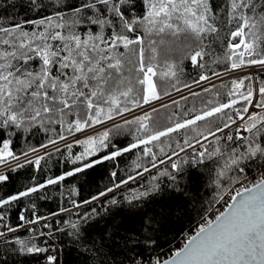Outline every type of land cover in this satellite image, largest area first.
<instances>
[{
  "label": "snow or ice",
  "instance_id": "snow-or-ice-1",
  "mask_svg": "<svg viewBox=\"0 0 264 264\" xmlns=\"http://www.w3.org/2000/svg\"><path fill=\"white\" fill-rule=\"evenodd\" d=\"M29 3L36 8L43 6L37 0H29ZM62 4L63 0H51L49 6L54 11L50 15L25 20L23 23L16 22L11 26L0 25V130H14L10 131V135H15L17 131L30 132L33 128L56 133V139H49L47 144L40 145L44 149L49 144L56 145L58 140L65 141L69 151L73 143L85 146V151L75 155L72 160L74 164L80 162V166L55 179L47 180L48 185L57 184L66 177L84 172L104 161L115 160L123 153L143 146V156L150 158V167L143 166V171H138L136 176L142 177L143 173L150 172L151 169H157L158 175L152 176L153 182L145 192L134 194L128 198L130 201L151 193H162L164 189L161 187L160 177H166L169 187L177 189L193 178L194 171L206 167L208 162L218 164L219 170L214 183L219 188L222 186V178L229 181V187L219 193L217 200L223 201V210H217L218 214L214 219L206 218L195 234L170 259L162 262L157 260L155 264H264V173L251 187L240 180V174L245 173L246 161H264V87L259 88L260 99L255 103L251 87L246 94L240 93L245 106L236 109L234 116L225 111L239 102L233 98L228 103L213 106L192 118L177 120L164 130H152L149 127L147 121L150 120V115L147 112L134 120L125 119L123 125L115 122V116H123L125 112L132 111V108L160 99L151 79L156 73L151 64L145 63L144 37L136 34L138 28L142 26L149 36L168 33L190 38L198 49L191 54V62L203 67L200 61L206 55L204 40L220 32L217 25L218 13L212 0H143V15L133 13L135 5L132 0H80L78 5L67 6L71 9V17H66ZM256 9L255 0H226L225 23L236 22L235 30L230 32L227 43L228 59L232 61L233 69L245 62L264 68V8L259 14ZM24 24L33 25V30L26 31ZM81 26L84 28L83 34L78 30ZM129 34L136 35L131 38ZM155 45V40L149 41V50L153 54L156 52ZM130 46H136L138 50V67L134 66L135 70L143 74V78L137 82L147 85L141 97L132 95L133 88L129 86L131 82L125 74V65L131 61H126L119 51L121 47L133 50ZM245 57H248L247 61ZM152 58H155L154 55ZM164 75L175 76V72ZM207 79V76L202 75L195 83ZM233 87H243V81H234ZM229 96L235 97L236 92H229ZM129 104L132 108L128 107ZM249 107L261 111L250 112ZM218 114L226 117L222 127L217 124L214 129L209 128L207 134L193 127L197 122L209 120ZM68 117L75 118L69 120ZM106 121L113 122L111 127L84 140L68 141V136L64 134L67 132L74 136L75 133H84L86 129L104 125ZM130 124L139 126L135 142L98 159L88 160L101 149L109 147L108 141L113 131L118 133L123 126ZM56 125H60L59 132ZM233 125L235 135L232 131L225 133V129L231 130ZM181 130H189L195 135H186L183 140L177 139L174 145L161 139L166 137L171 140L172 134H180ZM140 133L143 134L139 135ZM209 137L213 139L210 140ZM222 140L225 145L236 141L243 143L236 147L222 148ZM10 144L11 139L2 141L0 165H5L10 170L23 167ZM158 146L159 152L153 151ZM55 150L59 151V148ZM29 151L35 153L38 149L31 148ZM22 155L26 158V163H34L37 169L44 158L37 156L33 161L27 159L29 152ZM13 161L16 162L15 165L12 164ZM161 165H165L162 170L159 168ZM229 172H236L237 175L230 177ZM116 175L115 172L112 173L113 177ZM136 176L121 180L99 195L105 196L114 189H119L122 184L134 181ZM6 180L8 176L0 174V182ZM233 184H239L240 187L233 189ZM45 186L39 184L16 195L0 198V237H5L0 243L8 244L7 234L17 230L4 223L6 207ZM98 198L93 196L84 203L89 204ZM117 203L115 199L111 201V204ZM72 205L74 209L81 207L76 201H72ZM60 211L71 213L72 209L61 208ZM57 215L59 213H52V216ZM77 215L79 220L68 221L67 226L71 229L68 234L79 238L82 235L81 225H87L98 213L93 208L90 213ZM19 220L23 223L17 227L23 228L41 220L47 221L48 217L35 216V219H28L21 213ZM43 227L49 229L47 235H51L52 226L44 223ZM40 235L46 233L41 232ZM16 243L20 246L17 251L22 254L48 251L47 248L27 244L18 238ZM46 259L48 264H59L55 255H48Z\"/></svg>",
  "mask_w": 264,
  "mask_h": 264
},
{
  "label": "trees",
  "instance_id": "trees-1",
  "mask_svg": "<svg viewBox=\"0 0 264 264\" xmlns=\"http://www.w3.org/2000/svg\"><path fill=\"white\" fill-rule=\"evenodd\" d=\"M79 2L80 0H63L61 7L64 8L66 17L72 16L71 9L67 6L78 5ZM37 3L43 6L41 8L33 7L29 0H0V25L11 26L16 22L23 23L25 20L39 19L54 11L49 6L51 0H37ZM132 3L135 5L133 13L143 15L145 11L143 0H132ZM212 3L218 13L217 25L220 32L218 35L209 36L204 40L206 55L200 61L203 67L193 65L191 62V54L198 49L190 38L184 35L172 36L168 33L149 36L142 26L138 28L136 34L144 37V60L146 64H151L156 73L153 75L152 81L160 97L174 93L177 89L188 88L185 85L191 87L197 84L195 81H198L202 75L211 78L233 69L232 61L228 59L227 43L230 32L235 30L236 22L225 23L226 0H212ZM255 3L257 4L256 13L259 14L264 8V0H255ZM133 13H129V15ZM33 27L31 24H24L26 31L33 30ZM78 30L83 34V26ZM136 34L129 35L134 38ZM150 40L156 41L155 54L149 50ZM130 47L133 50H125L121 47L119 51L123 53L126 61H131L125 65V74L131 82L129 86L133 88L132 95L141 97L145 85H141L137 81L143 78V74L135 70L134 67H138V50L136 46ZM247 59L248 57H245L246 61ZM245 65L249 64L245 62ZM171 71L175 72V76L164 75ZM234 81L237 83L243 81V87L234 89ZM253 81L251 75L248 74L240 78H230L218 82L207 91L200 90L196 92V95L191 94L186 99L155 107V111L152 109L148 112L150 120L147 123L152 130H164L177 120L192 118L213 106L228 103L233 98L239 102L233 108L225 111L234 116L236 109L245 106L240 93L246 94L247 89L251 87L254 96ZM256 84L255 102L260 99L259 88L264 87V73L256 75ZM233 91L236 92V96H229V92ZM128 107L132 108V105L129 104ZM253 108H250V111ZM260 111L256 108L254 112ZM138 116H143V114ZM74 118L68 117L67 119ZM223 120H226V117L218 114L209 120L197 122V125L193 127L207 134L208 129H214L217 124L222 127ZM120 124L123 125V122ZM138 127L137 124H130L123 126L118 133L113 131L108 141L109 147L101 149L88 160L98 159L117 148L128 147L135 142ZM56 128L59 132L60 125H56ZM10 131L14 130H0V147H2L3 140L11 139L10 148L17 156H21L24 152H30L31 148H40V145L47 144L49 139L57 138V134L54 132H45L36 128L24 133L17 131L15 135H10ZM229 131L235 135V125L231 130L225 129V133ZM64 134L69 135L67 132ZM186 135L193 136L195 133L181 130L180 134L173 133L171 140L166 137L161 139L174 145L175 140H183ZM218 135L222 134L218 133ZM209 139L213 138L209 137ZM242 143L236 141L234 144L225 145L222 140L220 146L222 148L236 147ZM142 147L123 153L115 160L104 161L84 172L66 177L63 181L53 185H48L47 180L55 179L80 166V162L74 164L72 160L75 155L85 151L83 144L73 145L70 151L67 147H62L59 151L50 152L43 156L39 169L34 163L25 162L22 163L23 167L3 172L2 174L8 176V180L0 182V198L16 195L39 184L46 186L29 196L21 197L19 201L6 207L4 223L17 228V230L15 233L7 234L8 244L0 243V262L3 264H48L46 257L55 255L59 264H134L136 262L147 264L157 260L162 262L171 257L175 251L181 248L184 235L192 236L206 218L210 219L212 210L218 204L219 193L229 187V181L227 178H222L220 181L222 186L218 188L214 181L217 178L219 165L208 162L206 167L194 171L193 178L182 187L173 189L169 187L166 177H160L161 187L164 189L162 193H151L130 201L128 198L134 194L145 192L153 182L152 176L158 175L157 169H151L150 172L143 173L142 177L136 176L138 171H143V166L150 167V158L143 156ZM153 151L159 152V146L153 148ZM220 163L222 164L223 161ZM245 163V173L240 174V180L246 186L251 187L261 178L260 175L264 172V161H246ZM137 165H141V167L138 168ZM164 167L165 165L159 166L161 170ZM113 172L117 174L115 177L112 176ZM236 175V172L228 173L230 177ZM129 176H136V179L129 181L128 184H122L119 189H114L113 192L107 193L105 196L99 195L121 180H126ZM231 187L234 189L240 185L233 184ZM93 196L99 198L89 204L84 203V201L91 200ZM113 199L118 203L111 204ZM72 201H76L82 207L76 212L61 215L58 220L50 221L51 235H40L39 228L30 230L17 227L23 223L19 220L21 213L27 218L34 214L40 217L52 216V213H62L61 208L70 209ZM93 208L96 209L98 215L94 216L87 225H81L82 235L76 238L68 234L71 229L68 228L67 222H77L79 220L77 213L81 215L86 212L90 213ZM49 231L47 229L45 232ZM17 238L27 244L47 248L48 251L39 254L19 253L17 249L20 246L16 243ZM4 239L5 237H0V241Z\"/></svg>",
  "mask_w": 264,
  "mask_h": 264
},
{
  "label": "rangeland",
  "instance_id": "rangeland-1",
  "mask_svg": "<svg viewBox=\"0 0 264 264\" xmlns=\"http://www.w3.org/2000/svg\"><path fill=\"white\" fill-rule=\"evenodd\" d=\"M250 66H255V65H245V64H243V65H241L240 67H238V68H243V67H250ZM237 69V68H236ZM251 73H253V72H244V73H238V74H233V75H230L229 77H226V78H223V79H221V80H217V81H215V82H210L211 80H212V78L214 77H211V78H208L207 80H203V81H200V83H198V85L196 84V86H195V88H192V89H190V90H188V91H184L185 89H187V88H185V89H182V90H179V91H175L174 93H171V94H168V95H166V96H163V97H160V99H158V100H153L152 102H151V104H145V105H143L142 107H139V108H136V109H133L132 111H130V112H125L123 115H125L126 114V117H124V118H122V119H119V121H117V123H121V122H123L125 119H127V120H131V119H133V118H135L136 116H138V115H141V114H145V112H149V111H151L152 109H153V107L155 108V106H161V105H164V104H162L163 103V101H165V104H167V103H171V102H174V101H177V100H181V99H183V98H185V97H187V96H189V95H191V94H193V93H196V92H198V91H200V90H204V89H208V88H210V87H212L214 84H216V83H218V82H221V81H224V80H226V79H230V78H240V77H242V76H244V75H251V77L253 78V80H254V77H253V75H257V74H259V73H264V70H261V71H258V72H254L253 74H251ZM223 75V74H222ZM215 76H217L218 77V75H215ZM220 76V75H219ZM152 77L153 76H151V79H152ZM216 78V77H215ZM214 79V78H213ZM203 82H204V84H203ZM254 82V96H253V102H255V98L257 97V84H256V82H255V80L253 81ZM208 83V85H205V84H207ZM147 87V85H145V88ZM181 92V93H180ZM179 93H180V95L182 94V96H180L179 95ZM256 93V94H255ZM256 96V97H255ZM167 102V103H166ZM250 108L251 107H249V111H250ZM256 110V108H253V109H251V111L252 112H254ZM250 111V112H251ZM117 117H119V116H115V118H117ZM128 117V118H127ZM237 123H238V121H237ZM111 122H108V121H106L105 122V124L104 125H95L94 126V128H88V129H86L85 130V132L84 133H75L74 134V136H72V135H68V141H73V139H80V140H84V139H86L88 136H96V135H98V133L99 132H103L106 128H108V127H111ZM65 144H66V142L65 141H59L58 140V142H57V144L56 145H51V144H49V148H51V149H49V151L47 152V154H49L50 152H53V151H55V149L56 148H62V147H66L65 146ZM73 145H80V144H75V143H73ZM39 149H41V147L40 148H38V150ZM30 154H33L32 152H29V155ZM43 154V153H42ZM23 155H21V156H19V158L20 157H22ZM41 156H45V154H43V155H41ZM32 160H35V158H33ZM15 161H13L12 162V164L13 165H15ZM23 163H25V162H23ZM21 164H22V162H21ZM7 168L8 167H6L5 165H0V174H2L3 172H5L6 170H7Z\"/></svg>",
  "mask_w": 264,
  "mask_h": 264
},
{
  "label": "built area",
  "instance_id": "built-area-1",
  "mask_svg": "<svg viewBox=\"0 0 264 264\" xmlns=\"http://www.w3.org/2000/svg\"><path fill=\"white\" fill-rule=\"evenodd\" d=\"M219 76V75H218ZM215 77H217V76H214L213 78H215ZM212 78V79H213ZM198 85V84H197ZM195 86H196V84L195 85H193V86H191V87H188L187 89H185L184 91H188V90H190V89H192V88H195ZM181 93V92H180ZM180 93H179V95H180ZM180 96H182V94L180 95ZM167 103V102H166ZM162 104H165V101H163V103ZM155 107H157V106H155ZM154 108V107H153ZM124 117H126V114L125 115H123ZM123 116H119V117H117V118H115V122H117V121H119V119H122V118H124ZM128 118V117H127ZM108 122H111V124L113 123L112 121H108ZM238 123H240L239 121H238ZM49 149H51V148H49V146H48V148L47 149H44V148H41V149H39L37 152H35V153H33V154H30L28 157H27V159H33V158H36L37 156H41V155H43V154H45L46 152H48L49 151ZM43 153V154H42ZM25 157L24 156H22V157H20V163L22 162H25ZM9 168H7V170H8ZM264 173V172H263ZM261 176V175H260ZM234 194V193H233ZM225 199H228V196H225ZM222 204H223V201H220V202H218V204L214 207V209L212 210V212H211V215H210V219H214V217H215V215L216 214H218L217 213V210H223V208H222ZM82 207V206H81ZM80 207V208H81ZM79 208V209H80ZM70 209H72V212H76V211H78L79 209H74L73 208V205L71 204V207H70ZM63 214H65V212H62V213H60L59 215H57V216H47L48 217V220L47 221H45V220H41L39 223H37V224H34V225H25V227H23V228H20V229H30V230H32V229H34V228H39V230L41 231V232H43V233H46L45 231L47 230V228H44L43 227V225H44V223H48L49 224V222L50 221H52V220H54V219H59V217L61 216V215H63ZM35 216H37L36 214L35 215H33L32 217H28V219H35ZM204 222V221H203ZM202 222V223H203ZM201 223V224H202ZM200 224V225H201ZM199 225V226H200ZM199 228V227H198ZM198 228L196 229V231L198 230ZM195 231V232H196ZM46 235H47V233H46ZM46 235H44V236H46ZM190 236L189 235H184V237H183V240H182V242H181V247L184 245V243H186L187 242V239L189 238ZM134 264H139V262H136V263H134ZM147 264H155V262H152V263H147Z\"/></svg>",
  "mask_w": 264,
  "mask_h": 264
},
{
  "label": "bare ground",
  "instance_id": "bare-ground-1",
  "mask_svg": "<svg viewBox=\"0 0 264 264\" xmlns=\"http://www.w3.org/2000/svg\"><path fill=\"white\" fill-rule=\"evenodd\" d=\"M261 70H264V68H261L259 65L237 68V69L235 68L229 72L224 73L223 75L221 74L220 76L212 79L210 82H215L217 80H221V79L229 77L230 75H233V74L244 73V72H253V73L255 72L256 73V72L261 71ZM203 84H204V82H203ZM205 85H208V83Z\"/></svg>",
  "mask_w": 264,
  "mask_h": 264
},
{
  "label": "water",
  "instance_id": "water-1",
  "mask_svg": "<svg viewBox=\"0 0 264 264\" xmlns=\"http://www.w3.org/2000/svg\"><path fill=\"white\" fill-rule=\"evenodd\" d=\"M251 74H253V73H251ZM253 77H254V80H255V82H256V76L255 75H253ZM256 94V93H255ZM256 97V96H255ZM256 99V98H255ZM254 103V102H253ZM252 108V107H251ZM194 235V234H193ZM183 247V246H182ZM181 247V248H182ZM172 257V256H171ZM171 257H169L168 259H170ZM168 259H166V260H168Z\"/></svg>",
  "mask_w": 264,
  "mask_h": 264
}]
</instances>
